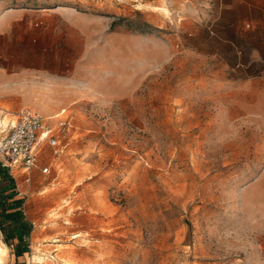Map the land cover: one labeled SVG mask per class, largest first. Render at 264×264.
<instances>
[{
  "label": "rangeland",
  "instance_id": "rangeland-1",
  "mask_svg": "<svg viewBox=\"0 0 264 264\" xmlns=\"http://www.w3.org/2000/svg\"><path fill=\"white\" fill-rule=\"evenodd\" d=\"M22 107L70 127L0 162L2 264H264V0H0V139Z\"/></svg>",
  "mask_w": 264,
  "mask_h": 264
},
{
  "label": "built area",
  "instance_id": "built-area-1",
  "mask_svg": "<svg viewBox=\"0 0 264 264\" xmlns=\"http://www.w3.org/2000/svg\"><path fill=\"white\" fill-rule=\"evenodd\" d=\"M70 120L58 116H46L22 107L15 119L2 128L5 133L0 139V162L7 170H21L24 182L32 183L35 169L45 161L50 152L59 155L65 151L63 142L69 131ZM51 164L45 163L42 174H49ZM23 194L22 191L19 192Z\"/></svg>",
  "mask_w": 264,
  "mask_h": 264
},
{
  "label": "trees",
  "instance_id": "trees-1",
  "mask_svg": "<svg viewBox=\"0 0 264 264\" xmlns=\"http://www.w3.org/2000/svg\"><path fill=\"white\" fill-rule=\"evenodd\" d=\"M2 166V165H1ZM3 167V166H2ZM5 168V167H3ZM6 169V168H5ZM7 170V169H6ZM8 172V170H7ZM2 173L0 168V174ZM13 178V177H12ZM14 178L12 179V183L16 185L14 182ZM11 195H4L2 191V185H0V198L1 200H9ZM0 200V203H1ZM19 204L21 201H18ZM17 202V204H18ZM12 210V211H11ZM0 231L4 235L5 241L11 245V241L15 238L19 239V243L17 245L16 253L18 256L22 255L25 252V247H23V241L25 239L24 235L29 232V227L26 222L23 221V212L21 210H17L15 207L11 209L9 207H4L0 212Z\"/></svg>",
  "mask_w": 264,
  "mask_h": 264
},
{
  "label": "bare ground",
  "instance_id": "bare-ground-1",
  "mask_svg": "<svg viewBox=\"0 0 264 264\" xmlns=\"http://www.w3.org/2000/svg\"><path fill=\"white\" fill-rule=\"evenodd\" d=\"M5 120V119H4ZM5 249H7V246H5V248H3L2 250L0 249V264H2V252H6V250ZM7 252H8V250H7ZM4 255V254H3Z\"/></svg>",
  "mask_w": 264,
  "mask_h": 264
}]
</instances>
